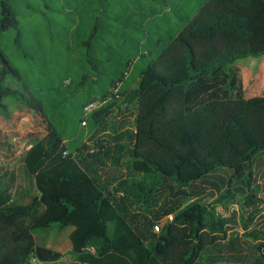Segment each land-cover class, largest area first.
Masks as SVG:
<instances>
[{"label": "trees", "instance_id": "16d2710c", "mask_svg": "<svg viewBox=\"0 0 264 264\" xmlns=\"http://www.w3.org/2000/svg\"><path fill=\"white\" fill-rule=\"evenodd\" d=\"M64 1L45 0L51 7L46 10L71 12ZM73 12L66 29L74 31L69 34L73 40L55 43L71 52L68 70L58 81L52 77L41 86L39 94L0 46V113H7L6 101L13 100L36 111L47 125V134L24 158L38 197L24 205L0 200V264L58 260L59 253L36 246L34 233L68 226L73 227L72 256L78 264H219L222 258L215 252L229 241V220L214 209L200 202L182 211L170 209L165 216L172 219L155 220L165 221L155 232L154 221L130 222L114 197L122 194L135 204L150 205L164 185L175 198L189 196L198 185L217 187L214 179L224 184L215 176L219 169L232 173L230 187L244 180L251 186L255 158L264 153V95L243 97L241 70L235 63L264 56V0H206L182 19L175 33L154 35L155 41L145 35L147 47L125 71L112 74L106 87L101 84V59L92 47L101 29L98 19L84 39L81 32L91 18L80 16L78 22L80 10ZM156 14L151 12L144 24ZM42 18L51 29L53 20ZM20 27L10 0H0V37L15 31L19 46ZM136 60L146 61L135 73ZM8 79L19 89L7 85ZM118 86V94L109 98L110 89ZM120 98L126 106L137 104L129 153L138 179L108 174L109 163L119 166V160L106 145L88 154V160L79 158L86 133L82 125L89 131L102 126ZM98 101L102 105L86 114L85 108ZM103 176L115 184L113 194ZM107 225L113 226L111 235L93 229ZM253 264H264V252Z\"/></svg>", "mask_w": 264, "mask_h": 264}, {"label": "rangeland", "instance_id": "374dc122", "mask_svg": "<svg viewBox=\"0 0 264 264\" xmlns=\"http://www.w3.org/2000/svg\"><path fill=\"white\" fill-rule=\"evenodd\" d=\"M84 1H79V4H76L77 0L64 1V6L71 9V12L63 13L61 9L55 11L56 8L52 11L46 10L45 0H10L21 21L22 36L18 46L15 43L16 32H6L0 37V46L12 63L21 70L25 80L36 94L40 93L38 90L41 86L45 87L51 82L52 77V80L58 81L66 74L71 52L67 45L60 46L55 43L62 38L66 41L69 38L70 42L73 40L69 34L74 31L67 33V23L72 20L70 16L74 13L73 11L79 9L81 13L89 12L90 8H84ZM115 1L117 5L115 8L108 4L105 7L106 13L102 15L98 42L92 41L93 50L101 59L100 77H102L101 84L105 87L112 74L113 77L125 71L126 64L133 62L134 57L141 54L147 47L148 43L143 41L145 35L152 36V40H156L155 37L159 34L156 32L158 30L156 23L161 19L149 20L150 22L144 24L145 19L150 17L151 12L159 13L168 7L166 4L159 3V6L148 0ZM94 2L98 5L97 1ZM89 4L93 6L92 1L85 2V5ZM35 9L40 11L36 12ZM44 15H47L50 21L53 20L51 29L48 27V24L50 25L48 19L45 21L42 18ZM168 16L164 20L173 19V10ZM95 20V18L89 19L90 26L83 28L81 36L84 39L93 30ZM162 35L165 36L163 33ZM139 42L145 44L141 46ZM78 58L79 56L76 57ZM145 61L136 60L135 73ZM247 61H259V64L256 67L243 65ZM238 64L243 66L242 69L238 67ZM235 66L241 70L242 84L244 85V81L246 84V88L243 86V97L247 99L264 95V56L261 59L240 60L239 63H235ZM132 71L133 68L128 73L131 75ZM69 84L70 80H66L64 86ZM7 85L15 89L20 87L11 79H8ZM137 86L136 83L134 88ZM120 88V86L111 88L109 98L117 95ZM123 100L124 98L119 99L118 105L99 128L89 131L85 123L82 125L86 133L81 144L83 155H79V158L88 160V154L106 145L112 149V156L119 160V166H114L113 161L109 163L106 168L108 174H115L123 179L130 177L138 179L140 176L132 169L129 153L133 145L129 134L135 130L137 104L126 106ZM6 104L7 113H0V185L2 188L0 200H6L12 205H24L39 195L34 177L26 170L24 158L27 151L47 134V125L40 114L25 105L13 100H7ZM212 122L206 120L205 124ZM231 174L229 170L219 169L215 176L223 178L224 184L214 179L213 182L217 187L198 185L188 191L189 196L183 195L178 198L174 197L169 185H164L155 194V200L150 205L135 204L132 199L123 198L122 194H116L114 200L130 222L151 220L156 226H162L165 221L155 220H170L165 216L170 209L182 211L193 203L205 204L209 210L214 209L218 217L229 220L227 225L229 241L215 252L221 255L219 264H253L264 252L262 247L264 244V153L255 158L251 186H248L247 180H244L230 187L228 182ZM106 181L107 178L103 176L107 191L113 194L115 184H109ZM93 229L111 235L113 226H95ZM154 229L157 232L156 228ZM72 231L73 227L70 226L62 229L53 227L48 230H38L34 233L36 246L61 255L58 260L52 262L53 264H78L72 256L70 241Z\"/></svg>", "mask_w": 264, "mask_h": 264}, {"label": "crops", "instance_id": "0c3cea01", "mask_svg": "<svg viewBox=\"0 0 264 264\" xmlns=\"http://www.w3.org/2000/svg\"><path fill=\"white\" fill-rule=\"evenodd\" d=\"M81 0H77L76 4H79L78 2ZM84 1V0H82ZM86 1H92L93 6L89 5H85ZM94 1L98 2V5L95 4ZM115 0H85L84 1V8H90L89 12L84 11L81 15V12L78 13L79 15H77L78 19L80 16L82 17H90V18H94L98 19V23L99 25L101 24L102 21V15H104L106 13V9L105 7L108 5H110L111 7L115 8L117 5H115L114 3ZM111 2V4L109 3ZM116 2V1H115ZM206 0H167L166 5L168 6L166 10L157 13L155 16H153L150 20H155V19H161L159 21H157V27L158 30L156 28V32L159 34H165V36H168L170 33H175L176 31L179 30V27L182 23V19H186L187 17H189L191 14L194 13L195 10L200 9L204 4H205ZM172 6L174 7V9L176 10L173 11L174 16L173 19L171 20L170 18L167 20H164V18L168 15H170V12H172L173 9ZM92 8V10H91ZM107 16V15H106ZM169 17V16H168ZM96 23V21H95ZM101 27V25H100ZM261 59V58H260ZM239 63V61H237ZM248 64V65H252V66H258L259 61H247L244 62L243 65ZM238 67H240V69H242V65L238 64ZM244 83V88H246V84L245 81ZM19 89V88H18Z\"/></svg>", "mask_w": 264, "mask_h": 264}, {"label": "built area", "instance_id": "2783aa9c", "mask_svg": "<svg viewBox=\"0 0 264 264\" xmlns=\"http://www.w3.org/2000/svg\"><path fill=\"white\" fill-rule=\"evenodd\" d=\"M101 105H102V102H99V101L94 103V104H91V105H89L88 107L85 108V113L89 114L90 112H92L93 110H95L96 108H98ZM169 219H172V216H169ZM155 228H156L157 232L160 231V227L159 226H156ZM32 262L33 263H37V264H53L52 262H49V263L40 262L36 258H33Z\"/></svg>", "mask_w": 264, "mask_h": 264}, {"label": "flooded vegetation", "instance_id": "af4514ba", "mask_svg": "<svg viewBox=\"0 0 264 264\" xmlns=\"http://www.w3.org/2000/svg\"><path fill=\"white\" fill-rule=\"evenodd\" d=\"M45 8L50 9V5L44 3Z\"/></svg>", "mask_w": 264, "mask_h": 264}]
</instances>
